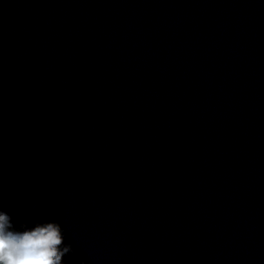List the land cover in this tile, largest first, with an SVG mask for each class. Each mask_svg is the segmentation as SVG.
Here are the masks:
<instances>
[{"label":"water","instance_id":"water-1","mask_svg":"<svg viewBox=\"0 0 264 264\" xmlns=\"http://www.w3.org/2000/svg\"><path fill=\"white\" fill-rule=\"evenodd\" d=\"M0 211L62 264H264V0H0Z\"/></svg>","mask_w":264,"mask_h":264},{"label":"clouds","instance_id":"clouds-1","mask_svg":"<svg viewBox=\"0 0 264 264\" xmlns=\"http://www.w3.org/2000/svg\"><path fill=\"white\" fill-rule=\"evenodd\" d=\"M37 205H33L34 211ZM17 230L12 217L0 211V264H62V258L72 251L64 243V232L58 222L21 225ZM81 264H86L85 260Z\"/></svg>","mask_w":264,"mask_h":264}]
</instances>
